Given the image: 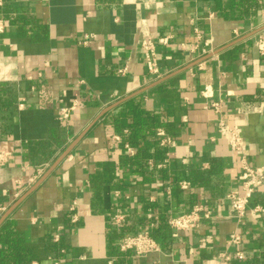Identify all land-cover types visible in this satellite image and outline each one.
<instances>
[{"label": "crops", "instance_id": "0c3cea01", "mask_svg": "<svg viewBox=\"0 0 264 264\" xmlns=\"http://www.w3.org/2000/svg\"><path fill=\"white\" fill-rule=\"evenodd\" d=\"M0 20V150L11 153L0 228L20 235L30 264H225L220 254L238 251L245 259L227 264H264V222L252 212L264 188L241 222L227 199L242 194L241 160L264 168V0H2ZM221 122L240 134V154ZM158 129L173 140L169 157ZM197 172L209 182L191 183ZM196 206L211 218L174 236L166 220ZM142 232L160 251H120ZM233 233L241 244L230 245Z\"/></svg>", "mask_w": 264, "mask_h": 264}, {"label": "built area", "instance_id": "2783aa9c", "mask_svg": "<svg viewBox=\"0 0 264 264\" xmlns=\"http://www.w3.org/2000/svg\"><path fill=\"white\" fill-rule=\"evenodd\" d=\"M0 6H2V0H0ZM5 30V23L3 20H0V33H3ZM161 43L165 44L166 39H161ZM256 47L261 54H264V36L260 35L256 40ZM141 50L144 54L148 72L153 76H159L160 70L157 61L156 47L154 42L148 38L147 35L144 36L141 42ZM20 108L23 107V103H20ZM76 107L73 106L71 109H62L60 120L62 122L68 121L71 117L72 110ZM214 109L219 111L220 104H214ZM220 133L226 137L229 141L231 151L235 154H240L243 150L242 139L240 134L234 129L226 127L223 122L219 124ZM156 136L159 140V146L166 151L165 156L169 157L168 150L173 144L172 138L163 130L158 129ZM126 149L129 155H134V149L130 145H126ZM11 153L0 150V167H4L10 161ZM166 164L168 160L165 161ZM243 168V176L241 182L242 194L237 191H232L227 195V199L230 203L231 211L234 218L241 222L248 213L249 205L253 196L256 194L257 190L261 187L264 188V168H253L249 166L244 160L240 161ZM164 165L160 166L163 167ZM43 168L40 167L37 169L36 175L30 179V185L34 184L36 179L42 174ZM181 187L183 189L188 188V183H182ZM76 205L71 207V211H75ZM252 212L258 215L264 222V206L257 205L252 209ZM211 213L205 211L202 206H196L189 213L172 216L166 220V225L174 231V236H177L178 232L183 231H193L200 227L204 219H210ZM76 221V217L74 216ZM112 222L115 225H122L124 222V217L121 215H115L112 218ZM230 245H239L242 242V237L233 233L230 236ZM120 251L123 253L131 252L135 257H143L150 253L160 251V245L157 240L152 236L150 232H142L137 235H129L123 238L120 244ZM221 260L223 263H231L234 260H244L245 255L243 252L238 251L234 254L229 252H224L220 254ZM51 264H63L62 261H54ZM109 264H113L109 262Z\"/></svg>", "mask_w": 264, "mask_h": 264}, {"label": "trees", "instance_id": "16d2710c", "mask_svg": "<svg viewBox=\"0 0 264 264\" xmlns=\"http://www.w3.org/2000/svg\"><path fill=\"white\" fill-rule=\"evenodd\" d=\"M144 119L148 120L149 115ZM190 180L195 185L207 184L209 182L208 173H194ZM30 262V254L20 235L14 231L10 224H4L0 228V264H30Z\"/></svg>", "mask_w": 264, "mask_h": 264}]
</instances>
